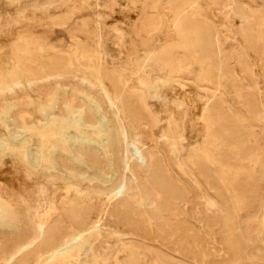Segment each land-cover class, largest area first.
Segmentation results:
<instances>
[{
	"label": "rangeland",
	"instance_id": "obj_1",
	"mask_svg": "<svg viewBox=\"0 0 264 264\" xmlns=\"http://www.w3.org/2000/svg\"><path fill=\"white\" fill-rule=\"evenodd\" d=\"M151 1L51 0L41 6L40 0H0V90L4 91L0 92V112L4 104H21L24 110L29 100L43 103V88L29 82L53 58H62L68 69L86 79L81 87L100 101L101 115L108 116L115 108L127 137V149L122 154L128 164L127 170L119 169L126 177V190L112 199L106 189L109 184H103L110 176L99 173L96 179L91 171L83 173L91 166L58 137L51 138L57 131L55 126L40 125L15 137L0 122V207L3 201L9 204L16 219L0 226V264H130L135 257L137 264L183 261L176 243L155 232H137L116 212L126 199L139 201V183L145 182L144 174L136 172L131 145L163 162L178 184L194 190L196 209L207 208L222 218L221 227L209 229L202 219L195 222L189 218L196 215L190 210L194 205L189 204L187 219L206 236L205 254L191 259L194 264L224 263L225 256L213 239L228 233L229 211L236 215L248 264H264V121L254 119L242 108L246 93L264 103V0H160L156 10H151ZM192 2L196 8L190 11ZM236 8L245 12L254 32L253 50L245 30L230 17ZM173 12L184 16L192 12L190 17L199 14L211 26L221 49L223 72L218 73L212 64L202 65L197 53L189 56L175 47L178 40L171 28ZM150 16L158 18L159 29L144 34L141 29ZM163 43L175 48L169 68L159 65L154 54ZM15 78L23 89L13 86ZM115 80L122 95L113 86ZM74 82L69 79L68 87H75ZM3 85L12 86V91ZM213 101L241 119L247 143L256 147L257 160L253 154L244 158L235 155L230 165L212 159V153L221 147L212 142L203 118ZM131 108L140 111L138 118L131 115ZM34 117L41 119L40 112ZM68 132L75 137L82 135L91 144L97 142L101 146L98 157L107 169L102 154L105 147L97 139L95 124H71ZM51 147L54 150H48ZM46 151L52 154L53 166L45 164ZM36 153L42 155L38 163L26 160V154ZM201 164L209 165L215 174L221 173L229 211L204 182ZM235 165L251 166L257 181L253 194L241 203L230 173ZM79 172L82 174L77 176ZM71 212L82 214L85 223L73 220ZM32 225L52 228L55 248L7 260L13 247L30 236ZM81 229L86 235L72 245L66 244Z\"/></svg>",
	"mask_w": 264,
	"mask_h": 264
},
{
	"label": "bare ground",
	"instance_id": "obj_2",
	"mask_svg": "<svg viewBox=\"0 0 264 264\" xmlns=\"http://www.w3.org/2000/svg\"><path fill=\"white\" fill-rule=\"evenodd\" d=\"M50 2L51 0H40L38 4L45 6ZM159 2L160 0L151 1V10L158 9ZM195 8V3L192 2L189 6L190 11L195 10ZM191 14L193 13L189 12L184 16L181 12H173L171 28L178 40L175 47L182 49L189 56L197 53L202 65L212 64L218 73L223 72L224 68L220 61L221 49L217 35L205 20L198 17L199 14L195 13L193 17H190ZM230 17L245 30V39L253 50L254 45H256V38L251 26L246 21L245 12L240 8H236L231 11ZM159 24L160 21L157 17H151L141 29V32L144 34L155 32L159 29ZM174 50L175 48L171 44H161V48L154 53L155 56L157 55L158 64L169 68ZM69 79L75 81V87H68ZM17 80V78L14 79L13 86L23 89ZM85 83V78L73 73L65 66L64 59L53 58L49 65L35 74L29 82V85L33 84L38 88H43L42 93L45 96L43 103L29 100L24 104V110H22L21 104H4L3 111L0 112V122L15 137L21 132L35 130L40 125L55 126L57 131L51 135V138L55 137L53 138L55 140L58 137L63 145L75 152L77 158L86 159L91 166V168H84L83 173L91 171L96 179L99 173L103 177L110 176V179L104 180L103 184H109L106 189L109 190L111 198L115 199L126 190V177L122 172H119V169L121 168L123 171L128 169V164L122 154L124 149H127V137L116 117L115 108L111 109L108 116L101 115L99 112L100 101H95L88 92L82 89L81 85ZM98 85L103 96L110 103L107 92L103 86ZM3 86L7 91H12V86ZM113 86L116 92L122 95L119 82L113 81ZM0 92L4 91L0 90ZM263 104L258 97L252 94L246 93L243 96L242 108L258 121H264ZM131 109V115L138 118L140 111L134 108ZM35 112H40L41 119H35ZM203 122L209 131L212 142L221 147V151L212 153V159L217 161L218 164H233L235 155L244 158L253 154L254 159H258L255 153L256 147H250L247 143V134L243 129L241 119L226 111L222 103L213 101L208 105ZM71 124H77L81 127L89 126V124L96 125L97 139L105 147L102 154L107 166L106 170L103 168L97 154L101 150V146L97 142L91 144L82 135L77 137L70 135L68 128ZM91 145L94 148L92 150L90 149ZM51 149L54 150L53 147L48 150ZM129 151L136 172L144 174L145 182L139 183V201L126 199L116 212L123 218L126 225L137 232L147 234L155 232L166 236L180 247L182 257L186 260L166 264H194L191 259L205 254L203 244L206 236L200 234L195 225L187 219L189 217V204L194 205L190 210L196 214L194 217L189 218H193L195 222L202 219L204 221L203 225H206L209 229L217 226L221 227L222 218L218 213H213L207 208L196 209L195 205L198 202L194 190L178 184L170 169L163 162L156 158L152 159L136 145H131ZM41 156V153L26 154L25 158L28 162L33 159L38 163ZM45 158V164L53 166L52 154L46 151ZM69 160L78 164L76 159L69 158ZM237 166H234L235 169L230 167L232 168L230 173L232 174V183L235 185L237 201L241 203L253 194V186L257 181H255L256 177L251 166L245 168H237ZM81 174L79 172L77 176ZM200 175L229 211L228 200L222 189L221 173L215 174L209 165L201 164ZM155 203H157L156 207H154ZM70 216L81 224L85 223L82 214L79 212H71ZM228 217L230 221L228 233L222 232L218 238L213 239V244L218 247L219 251L223 252L225 256L223 264H248L249 259L245 251V241L240 233L236 215L234 212L229 211ZM13 222H16L14 210L6 202H1L0 226H6ZM30 229V236L13 247L7 254V260L18 255L22 259L28 254L43 249L55 248V232L52 228L45 230L32 225ZM86 232L85 229L79 230L66 244L72 245L80 241L86 235ZM137 261L138 258L135 257L130 264H137Z\"/></svg>",
	"mask_w": 264,
	"mask_h": 264
}]
</instances>
